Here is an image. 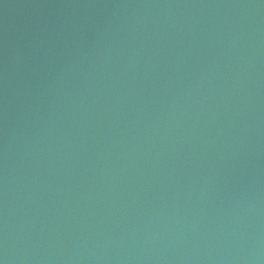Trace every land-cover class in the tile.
Segmentation results:
<instances>
[{
  "label": "water",
  "instance_id": "obj_1",
  "mask_svg": "<svg viewBox=\"0 0 264 264\" xmlns=\"http://www.w3.org/2000/svg\"><path fill=\"white\" fill-rule=\"evenodd\" d=\"M0 264H264V0H0Z\"/></svg>",
  "mask_w": 264,
  "mask_h": 264
}]
</instances>
